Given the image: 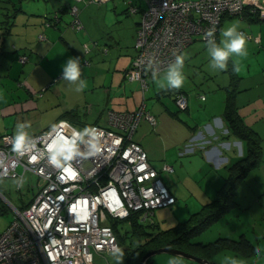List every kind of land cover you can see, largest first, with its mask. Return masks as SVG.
Returning a JSON list of instances; mask_svg holds the SVG:
<instances>
[{"label":"built area","instance_id":"obj_1","mask_svg":"<svg viewBox=\"0 0 264 264\" xmlns=\"http://www.w3.org/2000/svg\"><path fill=\"white\" fill-rule=\"evenodd\" d=\"M105 0H76L70 7L71 25L81 30L78 3ZM130 13H141L134 44L135 55L127 72L130 81L138 80L143 93L155 69L163 70L177 53H182L198 37L209 34L218 40L225 16L240 15L250 7L264 18V0H124ZM144 2V6L141 5ZM42 37V36H41ZM86 51L89 45L84 44ZM26 56L21 60L25 62ZM205 98L204 95L201 96ZM181 109L188 98L176 94ZM102 146L94 155H80L71 168L58 169L44 157L35 160L33 152L18 155L12 151V133L0 139V178L19 179L27 173L38 177V189L22 207L7 200L15 214L6 229L0 231V264H98L95 254L111 253L119 246L111 222L140 211L143 219L153 221L154 211L176 203V197L164 181L161 171L172 172V165L161 170L151 163L147 151L133 138L142 118L156 124V116L145 102L134 111H107ZM58 129L71 135L73 127L66 118ZM92 126V125H91ZM49 129L33 136L37 149L51 139ZM212 139L192 136L180 149V155L207 151ZM18 185L20 189L22 184Z\"/></svg>","mask_w":264,"mask_h":264},{"label":"crops","instance_id":"obj_2","mask_svg":"<svg viewBox=\"0 0 264 264\" xmlns=\"http://www.w3.org/2000/svg\"><path fill=\"white\" fill-rule=\"evenodd\" d=\"M29 1L31 2L28 3ZM75 3L76 0H0V11L4 14L3 18L1 17L2 14L0 15V90H3L1 86L5 85L2 82L4 78L9 82L15 81V89L25 88L27 91V93H24L23 98L19 100L0 101V136L5 132L13 133L16 123L20 122L19 114L21 112L37 109L39 111L38 118H41L43 107H50L53 102L62 105L56 111L50 124L56 122L64 116L66 111L78 106L80 101L87 97L86 92L89 91L93 95L97 84L103 85L109 96L117 83L119 85L123 83L126 90L134 87L135 89L142 88L138 80L131 81V85L128 84L129 81L127 82V72L135 55L134 44L141 13H130L124 0L121 6L116 3V0H105L101 3L79 2L81 6L79 8V18L83 25L82 29L84 28L87 36L94 39L96 47L91 51L89 49L88 51H82L83 53L77 52V54L81 56L90 53L91 56H95V61L99 57H108V65L113 67V70L108 68L105 75H103L100 69H94L95 71L87 69L88 74L84 69L82 76L86 79L87 87L81 91H76L75 83H68V81L62 79L61 65L63 56H66L64 54L67 50L66 45L70 47L73 42H78L77 34L74 32L71 23L67 25L64 19V13L70 11V7ZM24 4H26V7ZM54 18L55 20H53ZM229 22H238L239 27L246 35L248 47L264 53V18L253 20L251 15H244L243 17L225 16L220 26L218 40L222 35L221 29ZM106 46L110 48L105 56L103 48ZM20 55L27 56L26 62L21 61L22 56ZM105 66H107V63ZM105 68L102 67L103 72ZM100 76L101 79H99ZM86 77H91L89 83ZM53 82L56 83L52 85ZM106 83H109V85L107 86ZM43 89L45 92L40 94L42 97L37 98V93ZM138 104L139 102L135 104L134 108L137 107L136 109H138ZM256 107L254 106V108ZM85 108L88 112L92 105L87 104ZM206 108L209 111L207 118L204 120L201 118L199 120L192 119L194 120L192 124H189L180 133L176 130H174V134L169 133L168 130L172 129L177 123L168 117H159L155 127L146 118H142L133 135V138L147 151L154 167L161 170L165 164L172 165L174 168L172 172L161 171V175L177 200L178 191H181L177 178H179V181L186 178L183 174L185 168L179 169L188 162L186 159H182L184 156L199 151V155H195L192 161H189L191 169L196 167V170L191 174L192 177L187 180L188 183H194V178L199 181L200 178L203 179L201 183H205L206 186L204 187L201 184V192L197 194V198L208 202L216 197L220 189L219 185L223 180V177L217 172L224 167L227 168L228 172L229 166L236 162L246 150L245 142L236 133L232 132L231 134L228 121L225 120V109L221 112V110L212 107L207 106ZM87 114H92V112ZM106 115L101 120L99 117L102 115L98 116L94 122H85L84 126H91L96 123L105 125L107 124ZM32 116L33 114H25L22 121L34 119ZM49 125L32 126L30 131L34 135L48 129ZM248 125L251 126L252 124ZM159 129H162L165 133H158ZM192 136H204L207 139H212V143L206 147V152L197 150L190 154L180 155V149ZM261 163L262 157L260 162L253 168L259 170ZM250 173H253L251 169L244 177H247L246 180L249 179ZM166 179H169V183ZM250 183L251 192H256V194H254V198L251 197L249 214L242 217L243 220L242 218L239 220L244 226L249 220L259 221L262 219L263 227L259 229V234L254 239L253 235L247 233L246 227L243 230V226L237 223L236 228L233 231L231 230L227 237H246L260 247L264 246V191L261 195L258 192L260 183L258 176L251 179ZM238 190L235 196L241 193ZM242 194H244V197L249 195L244 191ZM156 210L153 216L156 214ZM249 217H253V219ZM224 256L235 258L238 264H261L260 261H254L252 256L242 255L232 249L222 250L218 256L212 257L211 260L213 259L212 261L218 264V261Z\"/></svg>","mask_w":264,"mask_h":264},{"label":"rangeland","instance_id":"obj_3","mask_svg":"<svg viewBox=\"0 0 264 264\" xmlns=\"http://www.w3.org/2000/svg\"><path fill=\"white\" fill-rule=\"evenodd\" d=\"M122 1L123 0H116V3L121 6ZM30 2L31 1L28 3ZM24 5L26 7V4ZM79 7H81L80 3ZM1 14L2 13L0 11V15ZM1 17L3 18L4 14H2ZM64 19L67 22V25H70L71 21L73 20L72 13L70 11L65 12ZM73 30L77 34L76 36L78 42H73L70 47L66 45L67 50L64 53L66 56H63V62L66 61V59L70 56H78L81 61L82 72L84 69H86V73L87 69H92L93 71H95L94 69H100L101 73L105 75L108 68H112L113 70V67L108 65V57H99V59L95 61V56H91L90 53L79 56L77 52L81 53L82 51H85V42L89 44L90 51L96 46L94 45V39L86 35L84 28L81 30L74 28ZM104 48L103 53L106 56L107 50L110 47L106 46ZM182 53L185 57V80L180 88H160L155 84L154 78H150L149 89H147L145 96H143L142 88L135 89L134 87L126 90V86L123 83L122 85H119V83L115 84L113 91L109 96L108 91L105 92L104 86L97 84L95 93L92 95L91 92H86L87 97L82 99L79 105L72 109L75 113V116L72 120L76 126L81 128L84 126L85 122H94L97 120L98 116L102 115L99 117L101 120V118L105 117L106 112L109 109H114L117 111H131L137 108H134L137 102H139L138 108L143 102H145L147 104V108L156 115L157 119L159 117H168L177 123L172 129L168 130L169 133L174 134V130L180 133L185 130L189 124H192L194 120H199L200 118L204 120L207 118V116H209L208 108H206L207 106L214 109H219L221 112H223L228 98L232 97L233 102H235V105H237L245 123L247 122L248 124H252L251 127L261 136V146L263 150L261 154L262 163L259 166V170L256 168L251 169L253 173H250L248 180H246V177L241 182L239 181V183H237L236 191L239 189L238 191H241V193H238V195L235 196V201L237 202L234 207L211 223L206 229L202 230V232L196 233L192 237L193 240L197 242H209L221 237H227L231 230L233 231L236 228L237 223L243 226L239 219L246 217L247 214H249V203L251 197L254 198V194H256V192H251V179H253L255 176H258L260 180L258 192L261 195V193L264 191V53L258 52V50L255 51L251 49V47L247 46V55L245 57L236 58L237 63L241 66V71L239 72L233 71L231 58L228 62L227 68L223 70H211L208 64L206 41L199 39L198 37ZM106 63L107 66H105ZM21 66L23 67L24 64ZM102 67H106L104 72ZM86 78L89 83L91 81V77ZM99 79H101V76ZM128 81V84L131 85V81L127 78V82ZM2 82L5 85L1 86L3 90H0L1 102L19 100L23 98L24 93H27L25 88L15 89V81L9 82L7 79L3 78ZM55 83L56 82H53L52 85ZM106 85L108 86L109 83H106ZM44 89L37 93V98L42 97L40 94L45 92ZM174 90H182L187 94L189 99L188 110L179 109L176 101L174 100ZM202 95L205 96L204 99L201 98ZM53 103L50 107H43L44 109L41 110L43 116L41 118H38L39 111L37 109H32L21 112L19 114L20 121H22V118L25 114H33L32 117H34V119H29L31 128L32 126L49 125L50 122H52L58 108L62 107V105H57L58 102L55 104ZM87 104L92 105V108L88 111L89 113L92 112V114H87L88 112L85 108ZM254 106L257 107L254 108ZM251 112L253 113L251 114ZM158 133L164 134L165 132L162 129H159ZM198 152L184 156L182 158L188 161L185 166H181L179 168H185L183 174H185L184 177L186 178H183V180L186 181H179V178H177V183L178 186H180L181 191H178V200H176V203L171 206L158 208V210H156L153 220L158 223L157 228L159 230L170 228L180 221H185L191 216V213L197 211L200 212L199 210H201L203 204L206 202L197 198V194L201 192V184L204 187L206 186L205 183H201V180L203 179L200 178L199 181L197 178L196 180L194 178V183H188L187 180L189 177H192L191 174H193L196 170L195 166V168L191 169V166H189L191 165L189 164V161H192V158L195 155H199ZM217 174L222 176L224 180L229 175V172H227V168L224 167L219 170ZM16 180L17 179L14 178H0V206L7 205L8 207L9 204L7 203V200H10L14 205L22 207L33 198L38 189V177L34 174L27 173L25 175V183L22 184L20 189L18 188ZM223 180L219 185L220 188L225 182V180ZM166 181L169 183V179H166ZM243 191L249 194L248 197H244V194H242ZM198 216H200L202 219L204 214ZM14 217L15 214L11 208L6 212L0 211V231L6 229ZM249 218L253 219V217ZM124 223L125 222H120L119 225L123 226ZM245 227L247 228V233H250V235H253L254 239H256V235L259 234V229L263 227V220H249L243 226V230ZM237 238H239V236ZM259 238H261V236H259ZM197 248L198 247H194L193 250L195 249L196 251L194 250V252L199 253V249ZM221 251L222 250H219L217 254H214V256H218ZM170 256L178 257L181 260V264H198L196 261L183 255L166 251L153 254L149 257V261L147 260L145 264H167V260ZM95 260L98 264H115L110 253L95 254ZM120 264H129L126 255L122 256V261Z\"/></svg>","mask_w":264,"mask_h":264},{"label":"trees","instance_id":"obj_4","mask_svg":"<svg viewBox=\"0 0 264 264\" xmlns=\"http://www.w3.org/2000/svg\"><path fill=\"white\" fill-rule=\"evenodd\" d=\"M141 5L144 6L145 4L142 3ZM244 15H251L253 20H258L260 18L250 7H246L245 10L237 16L243 17ZM53 20H55V18ZM146 91L143 93L144 96L146 95ZM173 92L175 94V101L177 93H183L186 95L182 90H174ZM179 109L181 108L179 107ZM185 110H188V107ZM224 115L225 120L228 121L231 134L232 132L236 133L245 142L246 150L236 162L229 166V175L225 178V182L218 190V194L215 198L204 203L201 210H199L200 212L197 211L191 213V216L188 219L180 221L176 225L167 229L159 230L157 228L158 223L154 220L143 219L140 211H134L125 219H115L111 222L122 253L127 256L129 264H139L141 258L149 250L164 246L183 249L208 259H211L219 250L224 249H232L242 255L252 256V250L258 247L246 237H221L209 242H197L192 238L196 233L202 232V230L206 229L211 223L234 207L237 202L235 201L237 183H239V181L246 176L247 172L261 160V136L250 125L245 123L237 105L233 102L232 97L228 98ZM74 116L75 113L73 110H68L64 113V116L59 119L66 118L73 121L72 119ZM156 124L151 125L155 127ZM0 211H9V207H7V205H2L0 206ZM201 214H204L202 219L198 216ZM120 222L125 223L123 226H120ZM194 247H198L197 249H199V253L194 252Z\"/></svg>","mask_w":264,"mask_h":264},{"label":"clouds","instance_id":"obj_5","mask_svg":"<svg viewBox=\"0 0 264 264\" xmlns=\"http://www.w3.org/2000/svg\"><path fill=\"white\" fill-rule=\"evenodd\" d=\"M221 37L217 40L209 34L206 41V52L208 64L211 70H223L227 68L230 58L232 59L233 71H241V66L237 63L236 58L247 55V38L245 33L239 27L238 22L226 23L221 29ZM185 57L183 53H177L174 60L163 70L155 69L153 77L155 84L160 88L176 89L180 88L185 80L184 73ZM62 79L70 83H75L76 91H81L87 87L86 79L82 76L81 61L78 56H70L61 65ZM64 122L51 123L49 125L50 141L42 148L37 149L36 138L30 131L31 124L29 121H20L16 123L12 133V151L18 155H24L33 150L36 153L31 156L35 160L44 157L47 162L58 168H71V161L80 155H94L100 151L103 129L94 125L83 126L81 128L73 127L71 135H64L58 129ZM6 160L0 159V165H5ZM24 178L16 180L19 185L23 183ZM111 256L115 264L122 261V250L118 246H113ZM254 261H260L264 264V246L252 250ZM167 264H181V260L176 256H170ZM218 264H237L233 257L224 256Z\"/></svg>","mask_w":264,"mask_h":264},{"label":"water","instance_id":"obj_6","mask_svg":"<svg viewBox=\"0 0 264 264\" xmlns=\"http://www.w3.org/2000/svg\"><path fill=\"white\" fill-rule=\"evenodd\" d=\"M171 252L174 254H180L183 255L187 258H190L194 261H196L198 264H215L213 261H211L208 258L190 253L188 251H185L183 249H179V248H174V247H169V246H164V247H159V248H154L149 250L140 260L139 264H145V262L149 259L150 256H152L155 253H159V252Z\"/></svg>","mask_w":264,"mask_h":264}]
</instances>
